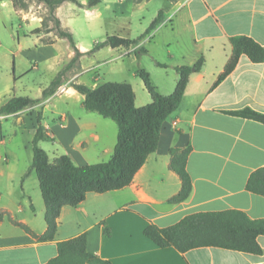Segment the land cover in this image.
Instances as JSON below:
<instances>
[{
	"label": "crops",
	"instance_id": "crops-1",
	"mask_svg": "<svg viewBox=\"0 0 264 264\" xmlns=\"http://www.w3.org/2000/svg\"><path fill=\"white\" fill-rule=\"evenodd\" d=\"M101 2L114 5L112 13L118 20L119 32L113 33L126 38H130L128 33L134 20L139 21L144 31L162 11V21L140 45L150 52L151 44H161L168 60L160 63L170 66L192 65L201 55L204 64L200 71L190 74L178 107L162 123L156 150L130 184L104 193L88 192L76 207L63 206L52 241H37L8 219L10 216L24 223L37 235L46 229L44 204L43 223L34 226L36 208L26 190V180L18 197L10 189L6 192L8 197L0 192V211L5 212L0 221V264H44L56 255L57 241L82 232L87 234V250L112 264H264V235L257 237L262 253L252 254L218 247L179 252L171 246L159 247L143 232L150 223L165 227L187 214L202 211L238 209L251 219L264 218V197L246 189L250 173L264 166V124L223 112L250 107L264 113V62H251L244 54L234 52L229 42L231 36L246 35L264 46V0ZM71 3L65 1L55 10L62 26L67 25L66 14H58L59 10L69 8ZM98 4L90 8L95 17L99 15ZM77 47L86 51L79 43ZM176 81L172 82L173 86L171 80L162 81L165 90H159L160 93H171ZM154 86L160 89L158 84ZM64 94L67 99L76 97L82 102L83 95L69 85ZM150 101L151 96L150 100L135 105L143 106ZM56 114V120L43 123L47 133L54 136L51 158L48 155L50 161L66 154L75 164L86 165L104 161L100 157H110L113 146L98 149L102 139L98 117L67 107ZM188 144L192 150L186 170L192 190L186 200L171 204L168 199L180 190L181 181L169 167V151ZM10 166L7 162L8 184L16 180ZM23 173L18 174V181ZM28 208L32 217L26 215ZM105 227L109 235L104 233Z\"/></svg>",
	"mask_w": 264,
	"mask_h": 264
},
{
	"label": "trees",
	"instance_id": "trees-1",
	"mask_svg": "<svg viewBox=\"0 0 264 264\" xmlns=\"http://www.w3.org/2000/svg\"><path fill=\"white\" fill-rule=\"evenodd\" d=\"M14 10L24 9L26 0H10ZM46 4L48 16L53 26H47L46 19L33 30L40 33L42 26L45 32H54L56 38L68 40L73 56L56 73L41 92V97L52 95L62 84L67 71L74 67L83 55H91L97 50L109 46L111 48H129L144 39L162 21V11L150 22L148 27L137 38L130 39L115 34L107 35L104 40L97 41L93 47L81 51L70 30L63 27L55 10L58 5L70 1L79 7H92L102 0H87L85 4L78 0H37ZM43 44H52L55 39L45 40ZM234 52L244 54L251 62H264V46L246 35H234L229 38ZM143 46H138L135 53H145ZM163 68L171 67L177 74V81L172 93L164 95L153 85L149 73L137 69L136 75L142 80L145 89L151 96V101L143 106L135 105V93L129 82L106 81L95 86L71 82L78 93L83 95L82 107L87 112H95L111 119L117 126L116 142L108 160L86 165L75 164L70 156L63 154L53 161L49 160L47 152L39 146L40 141H54L52 133H47L41 123V111L37 112L36 129L31 140L32 160L29 168L22 174L21 182L34 171L44 204V222L46 229L42 234H35L27 225L8 216V219L37 241H52L55 237L58 217L63 206L76 207L88 192L104 193L121 189L132 181L136 172L146 162L158 145L160 130L164 120L178 107L184 94L191 73L198 72L204 64L201 55L192 65L170 66L157 63ZM40 101L29 96H12L0 106V115L14 114ZM226 114L252 119L264 124V113L250 107L223 111ZM192 146L171 148L170 169L175 172L180 181V190L168 199L171 204L184 201L192 190L191 177L186 170V162ZM246 189L264 197V166L253 170L246 182ZM33 208V205L30 204ZM3 212L0 211V221ZM106 225L105 221H100ZM144 235L159 247H174L179 252H186L198 247H218L252 254H261L262 248L257 241L259 235H264V218L251 219L238 209L219 211H202L185 215L178 222L159 227L150 223L144 228ZM106 235L110 234L107 227ZM86 232L74 237L57 241V253L44 264H112L86 247Z\"/></svg>",
	"mask_w": 264,
	"mask_h": 264
},
{
	"label": "rangeland",
	"instance_id": "rangeland-1",
	"mask_svg": "<svg viewBox=\"0 0 264 264\" xmlns=\"http://www.w3.org/2000/svg\"><path fill=\"white\" fill-rule=\"evenodd\" d=\"M78 1L87 2V0ZM26 2V8L18 10H14L10 2H0V104L12 96H29L39 98L40 101L14 114L0 115V161L2 162L0 163V192L8 197L6 192L10 189L13 196L18 197L19 193L22 195L23 182L26 180V190L32 197L36 208L33 215L35 217L34 226L37 228L43 223L41 213L43 201L37 177L33 172L23 182H21V177L19 181L17 177L20 172H25L29 168L32 160L31 140L37 126V112L41 111L42 124L50 123L51 119L56 120V112L66 107L71 111L82 110L95 115L98 117V129L102 136L98 149L114 147L117 134L116 124L111 119L95 112L83 110L78 98L67 99L64 93L69 83H84L92 87L106 81L129 82L135 91V102L139 104L147 98L150 100V95L142 80L135 74L137 69H143L149 73L152 83L158 84L160 88L158 92L159 90L164 92L162 85L164 80H171V86H173L172 82L176 81L177 74L171 67L158 66L157 63L168 60L166 51L158 42L151 44L150 52L139 54L135 53V49L140 45V41L129 48L111 49L105 46L97 50L100 51L97 55L93 53L81 56L78 64L67 71L65 79L56 91L42 98V90L48 86L61 67L69 62L73 51L67 39L56 38L53 31L45 32V26H42L40 33H33V30L41 25V21L47 18L48 8L45 3L37 0H26ZM112 6L114 5L99 2L96 6L99 15L95 17L90 11L91 7H79L71 3L69 8L60 9L58 14H66L64 17L67 25L63 27L73 33L77 45L79 43L89 50L95 42L104 40L106 35L114 34V30L119 32L117 30L118 20L113 17L112 9L114 8ZM46 21L47 26H53L52 20L46 19ZM143 32L139 21L134 20L128 34L134 39ZM40 38L55 39V41L57 39V41L52 43V48H48L42 46ZM13 70L14 76L12 75ZM172 88L171 93L175 87ZM39 146L51 158L53 146L51 141H40ZM97 158L95 160H99ZM100 158L104 161L109 159L105 156ZM7 162L11 164L10 172L16 176V180L10 184L7 178ZM26 201L29 203L28 198ZM26 213L32 217L29 208Z\"/></svg>",
	"mask_w": 264,
	"mask_h": 264
}]
</instances>
